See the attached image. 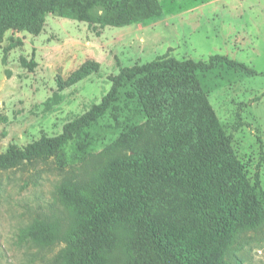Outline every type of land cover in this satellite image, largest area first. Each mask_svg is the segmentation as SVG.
<instances>
[{"label":"rangeland","instance_id":"rangeland-1","mask_svg":"<svg viewBox=\"0 0 264 264\" xmlns=\"http://www.w3.org/2000/svg\"><path fill=\"white\" fill-rule=\"evenodd\" d=\"M156 2L159 16L130 25L108 24L110 15L98 7L92 23L51 13L39 36L8 32L0 45V153L61 135L101 103L122 68L166 55L195 61L218 55L244 63L259 75L223 67L198 73V79L221 127L233 138L257 201L256 217H240L218 251L224 264H264V0ZM86 64L99 69L73 82ZM146 124L138 106L122 103L87 130L90 148L83 157L70 144L56 156L0 169V264H69L63 244L41 237L21 242V229L45 223L66 231L77 213L57 186L95 181L134 150L156 145L159 137ZM126 261L120 248L104 264Z\"/></svg>","mask_w":264,"mask_h":264},{"label":"trees","instance_id":"trees-1","mask_svg":"<svg viewBox=\"0 0 264 264\" xmlns=\"http://www.w3.org/2000/svg\"><path fill=\"white\" fill-rule=\"evenodd\" d=\"M98 7L115 26L161 14L156 0H0V45L10 31L39 36L51 13L92 23ZM223 67L259 75L218 55L208 61L166 55L125 67L111 78L101 103L61 135L0 153V169L56 156L70 144L83 157L90 148L87 130L122 103L138 106L147 116V129L159 137L156 145L134 150L95 181L60 183L57 190L73 205L75 221L66 231L45 223L22 228L20 241L41 237L63 244L69 264H104L120 248L127 253L126 264H224L219 244L230 238L240 217H256L257 201L233 138L221 127L198 79V73ZM98 69L86 64L73 82Z\"/></svg>","mask_w":264,"mask_h":264}]
</instances>
